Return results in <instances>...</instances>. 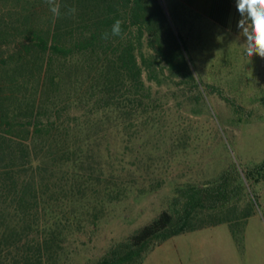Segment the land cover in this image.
Instances as JSON below:
<instances>
[{"label": "trees", "instance_id": "trees-1", "mask_svg": "<svg viewBox=\"0 0 264 264\" xmlns=\"http://www.w3.org/2000/svg\"><path fill=\"white\" fill-rule=\"evenodd\" d=\"M58 2L54 18L44 0H0V264H58L65 226L49 206L64 179L58 172L75 157L85 164L101 124L126 128L156 112L142 73L194 104L218 98L231 124L264 120V94L244 104L218 86L201 87L157 0ZM70 7L75 14L64 15ZM117 20L121 36L104 39ZM260 182L264 159L229 161L211 179L177 184L165 210L91 264H142L167 239L221 224L240 249Z\"/></svg>", "mask_w": 264, "mask_h": 264}, {"label": "rangeland", "instance_id": "rangeland-1", "mask_svg": "<svg viewBox=\"0 0 264 264\" xmlns=\"http://www.w3.org/2000/svg\"><path fill=\"white\" fill-rule=\"evenodd\" d=\"M157 1L201 87L218 86L244 104L264 94V58L248 57L236 40L206 26L186 38L170 9ZM142 79L158 98L156 112L126 128L117 120L101 124L87 141L85 164L75 157L58 172L64 179L54 196L63 195L49 203L65 226L58 264L96 261L165 210L175 185L211 179L229 161L245 165L264 159V120L231 124L229 109L218 98L204 96L194 104L169 81L156 85L145 73ZM254 191L256 214L244 227L240 249L221 224L167 239L142 264H264V182Z\"/></svg>", "mask_w": 264, "mask_h": 264}, {"label": "crops", "instance_id": "crops-1", "mask_svg": "<svg viewBox=\"0 0 264 264\" xmlns=\"http://www.w3.org/2000/svg\"><path fill=\"white\" fill-rule=\"evenodd\" d=\"M159 1L170 9L186 38L192 30L206 26L222 34V38L236 40L239 47H245L246 38L240 34L241 30L237 27L240 14L236 8V0Z\"/></svg>", "mask_w": 264, "mask_h": 264}, {"label": "clouds", "instance_id": "clouds-1", "mask_svg": "<svg viewBox=\"0 0 264 264\" xmlns=\"http://www.w3.org/2000/svg\"><path fill=\"white\" fill-rule=\"evenodd\" d=\"M50 13L54 18H59L61 5L58 0H44ZM236 8L240 14L237 27L241 30L240 34L246 38L244 52L248 57L254 54L264 58V0H236ZM74 7L67 8L64 15H74ZM121 21L117 20L111 27L110 33L103 34L104 39L109 36H121Z\"/></svg>", "mask_w": 264, "mask_h": 264}]
</instances>
